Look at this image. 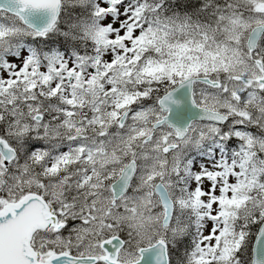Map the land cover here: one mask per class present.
Listing matches in <instances>:
<instances>
[{
	"label": "snow or ice",
	"instance_id": "snow-or-ice-1",
	"mask_svg": "<svg viewBox=\"0 0 264 264\" xmlns=\"http://www.w3.org/2000/svg\"><path fill=\"white\" fill-rule=\"evenodd\" d=\"M0 264H264V0H0Z\"/></svg>",
	"mask_w": 264,
	"mask_h": 264
}]
</instances>
